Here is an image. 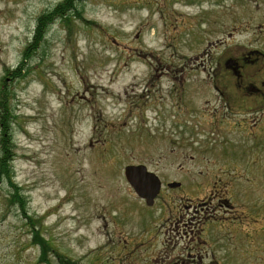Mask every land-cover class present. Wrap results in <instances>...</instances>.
<instances>
[{
    "label": "rangeland",
    "instance_id": "374dc122",
    "mask_svg": "<svg viewBox=\"0 0 264 264\" xmlns=\"http://www.w3.org/2000/svg\"><path fill=\"white\" fill-rule=\"evenodd\" d=\"M59 1L0 0V96L15 115L0 264H195L209 235L221 264H264V113L215 135L204 101L189 99L210 55L230 81L225 60L258 50L244 70L264 80V0H81L17 76L38 16ZM140 163L163 195L213 196L218 220L185 197L147 206L124 175Z\"/></svg>",
    "mask_w": 264,
    "mask_h": 264
},
{
    "label": "flooded vegetation",
    "instance_id": "af4514ba",
    "mask_svg": "<svg viewBox=\"0 0 264 264\" xmlns=\"http://www.w3.org/2000/svg\"><path fill=\"white\" fill-rule=\"evenodd\" d=\"M203 23V22H202ZM201 23V24H202ZM209 25V24H208ZM232 33H230L231 35ZM261 54L258 50L249 51L247 55H236L230 56L225 60V72L231 78L230 81H218L217 74H218V67L213 65L216 63L214 57H210L206 59L209 60V66L204 64L203 61V71L206 73L205 80L202 81L203 83H199V86L190 88L191 93L189 99L192 100L194 97L198 98L200 101H204V105L201 109L204 114H208L210 117L216 120L215 124L212 122V134L219 135L220 133H226L227 130L225 128H221L220 121L228 122V118L237 119L239 122H242L239 118H245V115L251 114L252 112H260V115L264 113V80L260 79V77L248 78L247 74L245 73V63H255L259 60ZM185 86L183 85V88ZM183 89L181 88V92ZM186 95V93H185ZM215 96L216 100H213L212 97ZM254 101L252 104L251 101ZM214 102V103H213ZM216 102V103H215ZM196 105V104H195ZM194 105V106H195ZM199 106H202L200 104ZM198 106V107H199ZM195 108H197L195 106ZM191 105L186 107L185 112L190 109H195ZM263 112V113H262ZM256 114V113H254ZM256 116V120H258V115ZM242 128L243 124L236 123L234 128ZM235 133V132H229ZM162 180V185H164V180ZM182 183L175 188L181 187ZM162 191V189H161ZM179 197L187 198L190 204L186 205V208L192 206L194 208V216L199 213V218H205L204 221L218 220L216 208L219 209L216 205H213V196H205L203 198L196 197L193 199L192 195L185 196L182 194H168L163 195L161 192L157 195L155 202L150 206L154 207L158 202L159 198H164V201L170 202L174 198ZM140 200L144 201L142 198ZM218 201V200H217ZM221 201V199H220ZM194 202V204H193ZM227 203V201L225 202ZM168 205V203H166ZM213 205V206H212ZM170 206V205H168ZM222 206V203L219 204ZM212 209V210H211ZM171 209L169 212H171ZM220 210V209H219ZM202 214V215H200ZM169 218V217H166ZM237 216L231 220V222H237ZM203 221V222H204ZM186 233V232H185ZM201 238V236H198ZM218 242L217 236L209 235V237L205 238L201 241V244H204L205 252L202 253H195L194 260H197L195 264H221V261L216 257L215 254V243Z\"/></svg>",
    "mask_w": 264,
    "mask_h": 264
},
{
    "label": "trees",
    "instance_id": "16d2710c",
    "mask_svg": "<svg viewBox=\"0 0 264 264\" xmlns=\"http://www.w3.org/2000/svg\"><path fill=\"white\" fill-rule=\"evenodd\" d=\"M80 1L81 0H60L55 4L53 8L41 13L38 16L33 37L25 47L23 58L20 64L16 69H14V72L17 73V76H22L23 65L38 51L41 44L47 38V33L50 26L56 20L61 21L62 19H64L65 21H70V15H74V17H77L79 13L81 14V10L78 6L80 4ZM14 117L15 115L7 105L5 96H0V178H5L9 182H11L12 179L11 163L15 156V143L11 127V123ZM17 195L21 198L19 190H17ZM37 239L38 237L36 238V240ZM44 240L41 239L38 240V242H40L41 244L43 243V248L44 250H46L48 245Z\"/></svg>",
    "mask_w": 264,
    "mask_h": 264
},
{
    "label": "water",
    "instance_id": "95a60500",
    "mask_svg": "<svg viewBox=\"0 0 264 264\" xmlns=\"http://www.w3.org/2000/svg\"><path fill=\"white\" fill-rule=\"evenodd\" d=\"M124 174L136 194L145 199L148 205H152L162 187V181L158 174L148 169L147 165L143 163L126 165ZM168 185L176 187L180 185V182L173 181Z\"/></svg>",
    "mask_w": 264,
    "mask_h": 264
}]
</instances>
